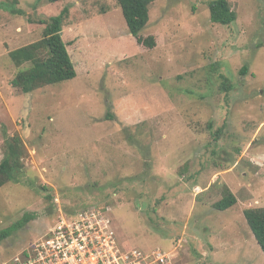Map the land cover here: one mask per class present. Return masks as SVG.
Wrapping results in <instances>:
<instances>
[{"label": "rangeland", "instance_id": "374dc122", "mask_svg": "<svg viewBox=\"0 0 264 264\" xmlns=\"http://www.w3.org/2000/svg\"><path fill=\"white\" fill-rule=\"evenodd\" d=\"M159 0L141 37L117 0H0V163L8 140L24 173L0 189V264H14L66 212L111 207L123 249L171 264H264L244 212L264 208V0ZM63 17L77 77L29 94L10 53ZM217 138V139H216ZM237 198L216 208L225 189ZM66 212V213H67Z\"/></svg>", "mask_w": 264, "mask_h": 264}, {"label": "trees", "instance_id": "16d2710c", "mask_svg": "<svg viewBox=\"0 0 264 264\" xmlns=\"http://www.w3.org/2000/svg\"><path fill=\"white\" fill-rule=\"evenodd\" d=\"M51 4L64 0H47ZM159 0H117L130 33L139 44L154 49L157 42L153 36L141 37V33L150 21L151 6ZM211 20L215 24L231 25L237 21L228 0H215L210 4ZM45 29L40 41L31 43L10 53L12 61L18 67L26 66L12 80V86L29 94L35 90L73 80L77 77L75 64L63 39V17L44 22ZM217 139V138H216ZM27 152L22 139L17 135L8 140L4 159L0 163V189L12 181H17L24 173V158ZM237 203V198L225 189L224 199L216 208L228 210ZM67 212V211H66ZM70 213V212H67ZM74 213V212H72ZM247 224L264 253V208L247 209L244 212ZM18 223L0 232V243L10 237L23 224Z\"/></svg>", "mask_w": 264, "mask_h": 264}, {"label": "built area", "instance_id": "2783aa9c", "mask_svg": "<svg viewBox=\"0 0 264 264\" xmlns=\"http://www.w3.org/2000/svg\"><path fill=\"white\" fill-rule=\"evenodd\" d=\"M106 209L92 207L59 216L46 235L34 242L14 264H171L162 250L123 249Z\"/></svg>", "mask_w": 264, "mask_h": 264}]
</instances>
